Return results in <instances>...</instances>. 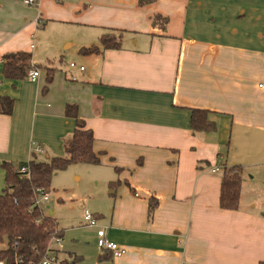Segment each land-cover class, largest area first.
Wrapping results in <instances>:
<instances>
[{"label": "crops", "instance_id": "0c3cea01", "mask_svg": "<svg viewBox=\"0 0 264 264\" xmlns=\"http://www.w3.org/2000/svg\"><path fill=\"white\" fill-rule=\"evenodd\" d=\"M140 1L0 0V95L14 100L11 115L0 114V165L64 156L75 128L64 107L75 104L94 166L109 171L111 209L97 230L125 250L100 249L89 263L264 262V0ZM43 21L79 27L75 67L47 64L49 84L44 69L35 81L5 79L2 56L32 59ZM109 31L120 49L81 52ZM191 109L207 110L215 130L192 133ZM232 166L242 169L236 211L218 203ZM4 176L0 166V185Z\"/></svg>", "mask_w": 264, "mask_h": 264}, {"label": "trees", "instance_id": "16d2710c", "mask_svg": "<svg viewBox=\"0 0 264 264\" xmlns=\"http://www.w3.org/2000/svg\"><path fill=\"white\" fill-rule=\"evenodd\" d=\"M141 4L145 0L140 1ZM153 25L161 22L163 26L167 19L156 15L152 18ZM164 27V26H163ZM162 27V30H163ZM99 47L91 45L82 48L83 54H100L103 50H118L121 47L120 35L112 31L103 33L98 38ZM2 74L5 79L25 80L31 69L46 70V83L52 80L53 69L48 65H35L31 55L26 52L8 53L2 56ZM14 100L0 95V114L11 115ZM207 110L191 109L189 126L194 134L215 130L214 122L207 118ZM64 114L75 122L71 137L63 144L64 156L51 157L46 161L30 159L25 163L13 164L2 162L5 186L0 193V260L9 264L15 253L25 260H38L44 253L51 237H62V231L57 228L54 216L45 213L36 203L37 190L49 195L52 191L51 179L56 171L64 170L71 164L99 165L98 156L93 152V134L85 127L78 117L77 106L66 104ZM26 166V173L20 172V167ZM219 192V207L223 210L236 211L239 207V197L242 182L240 166L224 167L222 170ZM113 183L110 184L112 186ZM156 200L149 202L148 219H151L156 207ZM71 262L66 260L61 264H77L80 256L70 255ZM101 260V257L99 258ZM258 264H264L259 262Z\"/></svg>", "mask_w": 264, "mask_h": 264}, {"label": "rangeland", "instance_id": "374dc122", "mask_svg": "<svg viewBox=\"0 0 264 264\" xmlns=\"http://www.w3.org/2000/svg\"><path fill=\"white\" fill-rule=\"evenodd\" d=\"M37 28L33 38L36 40V50L32 53L35 64L41 66L50 64L64 69L69 67L71 62L76 63L74 58L77 56L76 44L82 36L79 27L70 23L43 21L38 23ZM67 45L70 47H66ZM40 70H43L42 67ZM40 157L42 156L38 158ZM108 172L99 166L71 164L53 174L49 200L47 203L41 202L40 208L45 213L53 211L58 229L63 231L58 245L59 261L64 259L69 263L70 255L73 254L83 258L77 264H91L89 260L100 251L97 247V227L87 226L83 215L85 209L91 214L102 215L97 220V225H100L107 210L111 209L107 204L110 182ZM4 184L2 181L0 190ZM261 189L264 191V186H261ZM3 247L4 245H0V249Z\"/></svg>", "mask_w": 264, "mask_h": 264}, {"label": "built area", "instance_id": "2783aa9c", "mask_svg": "<svg viewBox=\"0 0 264 264\" xmlns=\"http://www.w3.org/2000/svg\"><path fill=\"white\" fill-rule=\"evenodd\" d=\"M39 0H23V4L27 7H35ZM69 68L72 69L75 67L74 63H70ZM80 71L83 70L82 67L79 68ZM39 77L38 69H31L27 73L26 79L29 81H35ZM74 79V78H72ZM35 151L40 152L41 149L39 147L35 148ZM21 173H26L28 168L26 166H21L20 168ZM219 171L218 167L212 168V172ZM37 198H36V205L40 207V203H47L48 202V195L44 194L42 191L37 190ZM84 221L86 222L87 226L89 227H97V219L88 211L84 212L83 215ZM97 236V247L101 250H106L112 253L113 257L122 256L125 253L124 248H121L119 245L108 241L105 238V231L104 229H98L96 232ZM60 237L52 236L44 253L38 260L28 259L25 260L21 255L17 253L14 254L12 261L9 264H61V261L58 259L59 249L58 245L60 242ZM0 264H8L6 260H0Z\"/></svg>", "mask_w": 264, "mask_h": 264}, {"label": "water", "instance_id": "95a60500", "mask_svg": "<svg viewBox=\"0 0 264 264\" xmlns=\"http://www.w3.org/2000/svg\"><path fill=\"white\" fill-rule=\"evenodd\" d=\"M49 215L52 216V213L50 212Z\"/></svg>", "mask_w": 264, "mask_h": 264}]
</instances>
